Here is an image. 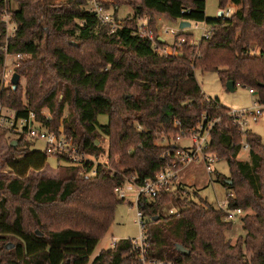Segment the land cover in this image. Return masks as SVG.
Returning a JSON list of instances; mask_svg holds the SVG:
<instances>
[{
	"label": "trees",
	"instance_id": "16d2710c",
	"mask_svg": "<svg viewBox=\"0 0 264 264\" xmlns=\"http://www.w3.org/2000/svg\"><path fill=\"white\" fill-rule=\"evenodd\" d=\"M219 1L220 9L234 3L236 11L211 18L206 0L132 2L134 15L112 31L87 0H0V105L17 118L34 111L56 133L63 125L82 151L107 160L87 176L59 158L66 165L58 166L57 177L32 178L31 170L45 169L48 155L31 151L22 138L17 147L10 142L0 156L15 176L0 177V264H89L125 201L116 188L155 178L165 168L180 146L159 143L163 136H187L202 121L215 119L208 151L229 163L231 180L217 177L233 193L229 207L252 212L242 218L245 235L232 243L226 232L233 221L180 184L141 204L148 254L172 264H264V141L250 130L243 133L231 109L218 98L209 100L196 76L197 70L217 72L225 87L234 81L235 88L252 89L264 105V0ZM8 12L16 24L11 36L3 19ZM159 17L204 22L215 30L194 44L184 30L178 34L186 39L181 44L160 43L156 36L155 47L138 27L147 18L153 34ZM16 53L26 55L16 69L26 85L19 82L15 89L2 84L1 70L6 55ZM66 104L70 112L63 118ZM44 108L52 115L42 116ZM102 115L106 124L99 121ZM242 139L250 147L249 161L237 159ZM11 238L16 245L8 244ZM178 244L189 254L178 251ZM91 264H139L138 253L130 239H121Z\"/></svg>",
	"mask_w": 264,
	"mask_h": 264
},
{
	"label": "rangeland",
	"instance_id": "374dc122",
	"mask_svg": "<svg viewBox=\"0 0 264 264\" xmlns=\"http://www.w3.org/2000/svg\"><path fill=\"white\" fill-rule=\"evenodd\" d=\"M106 1L109 2L107 3L108 5L106 6L109 9L108 12L111 13L114 18L123 21L129 19L134 15V9L130 5V3L132 2L140 3L141 0H106ZM227 9H231L233 14L236 11V6L234 5V3H229V5L226 8L220 9L219 0H206V14L211 18L218 17L220 11ZM9 13L10 12L5 13L3 19L7 23L8 35L11 36L15 32L16 24L12 21L11 15ZM181 21H182L181 19L174 21L159 17L156 20V31H154L152 36H154L155 38L156 36L161 37L171 45L175 44L176 41H178V35L176 36L173 35L171 31L174 30L177 33L183 31L180 29ZM190 23L191 26L184 29V31L187 30L189 33H192L193 34L192 42L198 43L202 39L203 30L206 25L204 22L190 21ZM150 28L153 30L152 26H150ZM145 29H148V33H149L150 29H149L148 21H147V26L146 28H144V30ZM13 55L14 54L6 55L5 64L1 70V81L5 87L13 86L11 83V79L15 73H18L16 70L17 69L16 65L19 64L20 61L16 62ZM196 76L206 96L211 98H218L222 105L232 110L240 111L244 109H251L253 108L255 103L258 102V95L252 94L248 88H245L241 85H239L235 91H229L220 81L217 72H213V71L203 72L201 70H197ZM19 82L20 85H22V87H25L26 78L24 76H21ZM23 99H24L23 101H26L25 98ZM0 109L5 113V116H9V114L15 112L14 110L6 107L5 105L3 106L0 105ZM69 112H70V106L66 104L64 108L63 118L68 117ZM41 115L49 116L52 114L47 108H44L41 112ZM99 121L101 122V124H106L108 122L107 116L104 115L100 116ZM61 127L64 128L63 125H61L60 128ZM250 130L253 133H256L259 136H261L262 140L264 141V109L262 116L257 122H253L252 120H250ZM0 135H1V139H0V156H1L8 150L10 142L12 146V142L17 141L20 137L17 134L13 133V131H10V129H6V128L0 131ZM178 135L179 134H177L175 138H172L170 140L166 139L165 136H163L164 139L160 140L159 143L167 145L169 142L177 141ZM100 140L103 142L102 144L104 146L107 144V142L102 137L100 138ZM242 140H243L242 145H244L246 141H244L245 139ZM178 143L181 144L182 146H189L191 141L188 137H185ZM44 148H45L44 143H42L41 141L29 142V149L31 151L34 150L44 151ZM20 150H22V146L20 147ZM237 159L240 161H249L250 159L249 150L242 148L238 154ZM5 160L6 158L0 160L2 163V166L0 167V177H15L14 174L11 173V171L8 169ZM97 161L101 162L107 160L105 158H98ZM64 165H66V163L63 160H59V158L54 155H48V161L45 169L40 172L31 170L29 177L32 178L38 176L50 177V178L57 177L59 173L58 166H64ZM213 170L214 171L211 174H209L208 171L206 170L205 163L202 160L191 163L185 166L179 172L177 187L180 184H182L186 188V190L190 191L189 192L191 193L190 195L196 201H199V199L194 196V191L195 190L198 191L200 198L207 199L208 202L212 203L216 207L217 200H225L227 198V192L229 191V189H227L224 186V184H222V182L221 183L217 182V177L222 175L221 176L222 179H224L223 176H226L227 179L231 180L230 178L231 172H230L229 163L226 159L217 160L213 165ZM129 200L130 197H127L125 198V201L123 203H120L117 206L115 211V219L112 225L110 226L109 230L107 231L105 236L101 239L95 251L91 255L89 264H91L94 258L103 249L111 248L114 239L120 241L121 239H133L139 237L140 227L139 224L137 223V205L136 204L132 205L129 202ZM174 208L175 207L173 206L172 209L176 211L177 209ZM248 213H252V212L250 210H246V211L244 210L242 214L238 215L236 218L232 220L234 223L233 228L232 230L226 232L227 238L230 239L232 243H236L237 239L240 236L245 235V232L243 230L242 218ZM36 231L39 234H41L39 230ZM8 242H9L8 244L11 245L17 244V241L12 238Z\"/></svg>",
	"mask_w": 264,
	"mask_h": 264
},
{
	"label": "built area",
	"instance_id": "2783aa9c",
	"mask_svg": "<svg viewBox=\"0 0 264 264\" xmlns=\"http://www.w3.org/2000/svg\"><path fill=\"white\" fill-rule=\"evenodd\" d=\"M90 10L94 12L101 22L109 24L112 31H116L122 26V21L114 18L111 13L108 12V8L101 0H87ZM223 15L229 17L232 15V10H223ZM139 33L143 36L149 37L155 47H158L159 43L152 34L144 30L147 26V18L139 20ZM142 21V22H141ZM202 38H209L215 30L214 25H208L205 23ZM173 35L179 33L174 30L171 31ZM178 43H185L184 36L178 37ZM196 42H193V44ZM162 55L167 54L166 49H160ZM26 55L22 53H16L13 55L15 61H20ZM19 64L16 65L18 67ZM11 78V76H10ZM254 93V90H250ZM209 99V97L207 96ZM210 100V99H209ZM259 102H256L253 108L244 109L240 111L232 110L229 114L233 117L234 124L238 126L243 133L249 131L250 120L257 122L263 114V107ZM219 119L212 121H202L196 128L192 129L187 136L178 135L176 144L180 147L174 149V153L170 156L165 168L155 177L145 179L142 183H135L134 181H127L123 186L116 188V192L121 198L130 197L129 202L137 205V223L140 227V235L137 238L130 239L134 249L138 253L139 264H172L164 260L153 259L149 256L148 251L150 248V242L146 233V217L141 208L143 200H150L156 198L161 192L171 191L176 189L178 182L179 172L187 165L196 161L202 160L205 163L206 170L211 174L214 163L219 160L217 155L208 151L211 143V130L214 124ZM179 124L175 121V125ZM10 129L13 133L17 134L20 138L28 142L41 141L44 143V151L47 155H54L64 161H70L72 164L81 167L80 174L87 176L96 175V169L100 162L93 155L82 151L79 147V143L76 139L65 132L63 127L59 128V132L51 131L43 126L38 121L37 114L34 111H30L25 118H17L15 112L5 116V113L0 109V129ZM141 129V126H138ZM188 137L191 141L189 146H182L178 142L183 138ZM242 148L250 150L249 144L244 143ZM87 165L93 166L91 170L87 169ZM233 196L231 191L227 192V198L225 200H217L216 208L224 211L226 220H233L238 215L244 212L241 208L232 209L229 207V198ZM177 211V210H176ZM171 210V213H176ZM119 241L113 240L112 247L114 248Z\"/></svg>",
	"mask_w": 264,
	"mask_h": 264
},
{
	"label": "water",
	"instance_id": "95a60500",
	"mask_svg": "<svg viewBox=\"0 0 264 264\" xmlns=\"http://www.w3.org/2000/svg\"><path fill=\"white\" fill-rule=\"evenodd\" d=\"M222 14H223V11H220L219 16H222ZM190 26H191V23H190L189 20H182V21L180 22V29H181V30H184V29H186V28H188V27H190ZM158 41H159L160 43L165 42V40H164L163 38H161V37L158 38ZM19 80H20V75H19L18 73H15V74L13 75L12 79H11V83H12V85H13V87H14L15 89L18 87ZM226 88H227L229 91H235V82H234V81H229V82H227V84H226ZM17 144H18L17 141H13V142H12V146H14V147H16ZM228 184H232V182H231V181H228ZM176 248H177L178 251H180V252L183 253L184 255L189 254V251H188L187 249H185L183 246L179 245V244L176 246Z\"/></svg>",
	"mask_w": 264,
	"mask_h": 264
},
{
	"label": "crops",
	"instance_id": "0c3cea01",
	"mask_svg": "<svg viewBox=\"0 0 264 264\" xmlns=\"http://www.w3.org/2000/svg\"><path fill=\"white\" fill-rule=\"evenodd\" d=\"M106 1V0H105ZM118 10V9H117ZM220 13V12H219ZM133 14V13H132ZM119 20V19H118ZM186 32H188L187 30H185ZM237 88H235V90H236ZM251 92V91H250ZM252 94H257V92L255 91L254 93H252ZM258 95V94H257ZM249 130H250V128H249ZM251 131V130H250Z\"/></svg>",
	"mask_w": 264,
	"mask_h": 264
}]
</instances>
